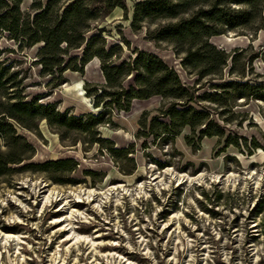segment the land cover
Segmentation results:
<instances>
[{
    "label": "rangeland",
    "instance_id": "rangeland-1",
    "mask_svg": "<svg viewBox=\"0 0 264 264\" xmlns=\"http://www.w3.org/2000/svg\"><path fill=\"white\" fill-rule=\"evenodd\" d=\"M135 1L124 0L125 9L93 21L87 34L103 28L107 43L122 44L121 59L133 56L136 47L153 51L184 83L194 85L196 75L185 71L168 43L148 40L147 25L131 30ZM32 2L24 0L20 10L34 14ZM210 42L239 54V69L246 66L243 77L225 70L224 79L264 84V25L226 30ZM39 46H20L8 32L0 33V60L20 72L21 98L57 102L60 111L75 115L97 113L100 107L85 96L84 84L105 82L98 61L85 65L83 73L65 71V80L55 86L58 78L49 83L51 77L41 74ZM133 76L123 79L126 87ZM206 81L196 84L203 86L199 92L210 90ZM160 103L159 95L133 100L130 110H115L110 124L99 126L100 136L111 138L116 147L132 145L128 158L117 161L98 143L84 142V134L61 136L45 119L36 131L15 125L34 153L0 176V264H264V102L239 98L222 112L215 104H201L226 133L246 137L247 146L255 139L259 147L251 153L232 146L222 151L224 139L217 136L197 141L194 149L184 138L188 127L161 147L150 144V138H136L141 113L153 116ZM0 150H6L2 138ZM68 157L78 162L66 175L72 179L68 183L25 167Z\"/></svg>",
    "mask_w": 264,
    "mask_h": 264
},
{
    "label": "trees",
    "instance_id": "trees-1",
    "mask_svg": "<svg viewBox=\"0 0 264 264\" xmlns=\"http://www.w3.org/2000/svg\"><path fill=\"white\" fill-rule=\"evenodd\" d=\"M24 0H0V33L8 32L10 38L20 46L37 49V63L41 74L50 76L49 83L59 79L55 86L65 79V71L83 73L85 65L94 57L99 60L105 83L85 81V96L93 98L97 113L75 115L60 111L57 102L40 103L37 98H21L22 79L20 72L11 69V63L0 60V138L6 150H0V176L11 172V164L21 163L33 156L34 147L17 133L15 125L36 131L38 122L45 119L48 126L60 131L85 135L84 142L106 148L112 158H128L132 145L116 147L111 138L100 136L99 126L110 124L116 111L130 110L133 100L161 96L156 113L149 117L144 110L139 119L136 138H150V144L164 146L173 143L186 127L190 133L184 138L188 145L197 149V141L217 136L224 139L225 147L232 146L239 152L259 147L253 139L247 146L242 135L225 132V127L213 118L212 111L201 105L215 104L226 109L239 98L258 99L264 102V84L241 79H224L228 75L243 77L245 64L237 67L239 54L218 49L210 38L238 27L262 28L264 0H137L133 6L130 27L133 32L147 25L145 37L155 43H168L179 58V64L188 74L196 75L194 85L179 78L173 67L163 61L155 52L133 48V56L122 58L121 43H107L103 28L90 31L93 21L106 17L116 8L125 9L124 0H33L34 14L23 13L20 5ZM166 22L162 23V21ZM160 23L154 28L150 24ZM129 47V41L122 37ZM78 50L79 54L72 51ZM250 62V60H249ZM248 62V63H249ZM230 64V65H229ZM250 64V63H249ZM229 68L227 69V66ZM133 73V83L127 87L123 79ZM210 90L199 92L202 80ZM218 79L217 81H213ZM225 121V119H222ZM63 131V132H62ZM197 139V140H196ZM143 147L147 142L143 141ZM244 148V149H243ZM78 162L67 159H53L39 163H27L26 168L45 172L52 181L68 183L66 175L76 169ZM92 174L91 172H86Z\"/></svg>",
    "mask_w": 264,
    "mask_h": 264
},
{
    "label": "crops",
    "instance_id": "crops-1",
    "mask_svg": "<svg viewBox=\"0 0 264 264\" xmlns=\"http://www.w3.org/2000/svg\"><path fill=\"white\" fill-rule=\"evenodd\" d=\"M94 60H96V61H98V66H99V60H98V58L97 57H94V59L93 60H91L89 63H91L92 61H94ZM89 63H87V64H89ZM86 64V65H87ZM101 70V69H100ZM102 73V72H101ZM103 76V75H102ZM103 80H104V78H103ZM105 83V82H104Z\"/></svg>",
    "mask_w": 264,
    "mask_h": 264
},
{
    "label": "water",
    "instance_id": "water-1",
    "mask_svg": "<svg viewBox=\"0 0 264 264\" xmlns=\"http://www.w3.org/2000/svg\"><path fill=\"white\" fill-rule=\"evenodd\" d=\"M146 51V50H145ZM153 52V51H152ZM159 56V55H158ZM161 58V57H160ZM175 69V68H174ZM176 71V70H175ZM177 72V71H176ZM178 74V73H177ZM131 83H129V85H130ZM131 106V105H130Z\"/></svg>",
    "mask_w": 264,
    "mask_h": 264
}]
</instances>
